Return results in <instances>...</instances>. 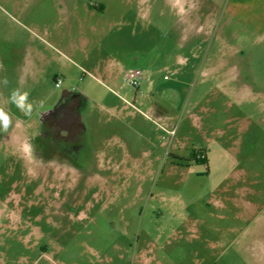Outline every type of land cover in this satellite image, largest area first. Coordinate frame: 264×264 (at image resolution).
<instances>
[{"label":"rangeland","instance_id":"374dc122","mask_svg":"<svg viewBox=\"0 0 264 264\" xmlns=\"http://www.w3.org/2000/svg\"><path fill=\"white\" fill-rule=\"evenodd\" d=\"M58 1L0 0V264H264V27L248 0H85L106 8L83 14L95 41L78 50ZM15 88L43 106L25 116ZM65 88L93 101L78 140L54 142L43 123Z\"/></svg>","mask_w":264,"mask_h":264},{"label":"crops","instance_id":"0c3cea01","mask_svg":"<svg viewBox=\"0 0 264 264\" xmlns=\"http://www.w3.org/2000/svg\"><path fill=\"white\" fill-rule=\"evenodd\" d=\"M100 1V0H98ZM244 7L247 8L250 5L252 6L253 10V20H254V28H262L264 27V0H248L247 2H240ZM58 4H61V7L64 8L65 17H66V23L68 24L69 28L73 29H79L80 33V39L79 42L71 41L68 43V46L71 48H74L75 50L81 49L82 47H87L94 44V41L92 39L93 34L95 35L94 31L96 28L95 22L92 21V19L87 23L86 18L83 16L85 12L87 14H96L100 15L103 11H105V6H101V9H98L99 6L93 5L92 2L86 3L85 0H59ZM104 4V3H103ZM105 5V4H104ZM91 14V15H92ZM100 23H98L97 27H99ZM110 23L105 24V31L104 34L98 33L99 40L106 38L107 35V27H109ZM86 28H88L89 32L86 31ZM103 35V36H102ZM103 37V38H101ZM74 95L76 99L80 100V102L83 104V108L86 107L87 104H89L91 101H93V96L88 94L85 91H80L77 89H70L65 88L63 90V96L64 95ZM101 101V100H100ZM84 102V103H83ZM101 103V102H100ZM104 104V103H103ZM102 104V107L104 106ZM55 107V106H54ZM115 108V107H113ZM84 112H80V119H84ZM204 158L207 159V156L204 154Z\"/></svg>","mask_w":264,"mask_h":264},{"label":"flooded vegetation","instance_id":"af4514ba","mask_svg":"<svg viewBox=\"0 0 264 264\" xmlns=\"http://www.w3.org/2000/svg\"><path fill=\"white\" fill-rule=\"evenodd\" d=\"M83 104L74 95H64L55 107L47 112L44 119L45 134L51 141H76L82 132L80 119ZM49 149V148H48ZM51 150L46 153L51 155Z\"/></svg>","mask_w":264,"mask_h":264},{"label":"clouds","instance_id":"9594fccd","mask_svg":"<svg viewBox=\"0 0 264 264\" xmlns=\"http://www.w3.org/2000/svg\"><path fill=\"white\" fill-rule=\"evenodd\" d=\"M2 83L7 86L8 80L6 77L3 79ZM29 95L30 93L28 91H22L20 88H15L11 90L8 100L25 116L30 117L35 108L43 106V101H30ZM12 123L13 120L11 114L4 108L0 107V130L7 132L12 126Z\"/></svg>","mask_w":264,"mask_h":264},{"label":"built area","instance_id":"2783aa9c","mask_svg":"<svg viewBox=\"0 0 264 264\" xmlns=\"http://www.w3.org/2000/svg\"><path fill=\"white\" fill-rule=\"evenodd\" d=\"M142 77H143V73L140 70H133L126 74V82L129 83L134 88L138 89ZM54 81H55V86L57 88L62 87L63 80L61 77H56Z\"/></svg>","mask_w":264,"mask_h":264},{"label":"trees","instance_id":"16d2710c","mask_svg":"<svg viewBox=\"0 0 264 264\" xmlns=\"http://www.w3.org/2000/svg\"><path fill=\"white\" fill-rule=\"evenodd\" d=\"M198 153H200V155H202V154H201V151H199ZM203 162L206 163V162H207V159L204 158V159H203Z\"/></svg>","mask_w":264,"mask_h":264}]
</instances>
